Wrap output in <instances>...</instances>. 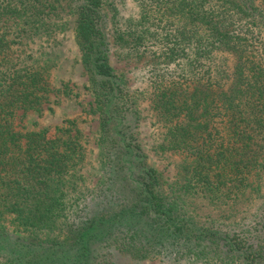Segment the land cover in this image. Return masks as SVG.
<instances>
[{
  "label": "trees",
  "instance_id": "trees-1",
  "mask_svg": "<svg viewBox=\"0 0 264 264\" xmlns=\"http://www.w3.org/2000/svg\"><path fill=\"white\" fill-rule=\"evenodd\" d=\"M75 3L68 30L101 111L103 178L81 206L67 208L82 147L69 135L50 137L48 129L15 130L16 111H40L50 90L43 70L22 63L0 32V205L30 232L0 231V263L100 264L98 249L116 242L118 253L138 258L264 264V201L254 224L240 230L194 222L180 199L167 195L135 132L138 105L111 69L102 1ZM152 6L117 39L138 51L146 41L157 43L149 99L160 136L167 149L186 156L191 190L214 204H237L251 174L264 167V0ZM49 7L50 0H0V20L34 16L28 24L38 29ZM56 232L64 237H50Z\"/></svg>",
  "mask_w": 264,
  "mask_h": 264
},
{
  "label": "rangeland",
  "instance_id": "rangeland-1",
  "mask_svg": "<svg viewBox=\"0 0 264 264\" xmlns=\"http://www.w3.org/2000/svg\"><path fill=\"white\" fill-rule=\"evenodd\" d=\"M109 38V63L120 83L129 91L138 105L135 132L147 154V160L163 178L167 195L178 197L180 207L194 222L225 224L247 229L254 224L264 201V167L250 176L251 188L237 204L222 206L214 204L189 188L185 155L167 149L160 136L149 99V81L152 75V55L157 53V43L146 41L141 49L124 45L117 37L137 20L144 9L153 10L154 0H101ZM167 1V0H158ZM75 0H50L49 13L44 14L41 26H29L34 20L14 15L0 20V32L6 33L11 46L21 54L22 63L41 68L46 77L49 93L40 111L17 110L13 119L16 131L36 132L48 129L52 138H75L83 150L82 159L72 170L73 175L66 198L67 208L83 204V197H90L103 178L102 150L99 145L100 109L91 90L88 72L81 62L79 47L68 30ZM47 10V11H48ZM46 13V11H45ZM42 17V14H40ZM160 61L157 62V64ZM160 69L173 68V64L158 65ZM165 70V71H166ZM171 72V71H170ZM132 125V126H134ZM57 128L62 129L59 131ZM83 199V200H82ZM0 205V231L12 236H27L29 230L17 222L14 214ZM221 224V225H222ZM60 229V228H59ZM52 233L50 237L63 233ZM38 235L44 237L43 233ZM49 237V238H50ZM116 242L97 251L100 264H197L183 259L174 261L160 254L138 258L117 252ZM115 250V252H113ZM1 262V261H0ZM0 264H3L0 263Z\"/></svg>",
  "mask_w": 264,
  "mask_h": 264
}]
</instances>
